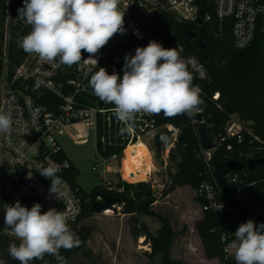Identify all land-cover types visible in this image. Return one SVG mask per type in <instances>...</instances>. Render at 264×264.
<instances>
[{
	"label": "built area",
	"instance_id": "2783aa9c",
	"mask_svg": "<svg viewBox=\"0 0 264 264\" xmlns=\"http://www.w3.org/2000/svg\"><path fill=\"white\" fill-rule=\"evenodd\" d=\"M213 1L220 18H233L232 34L237 48L249 47L258 33L262 34L264 45V0ZM14 4H18L20 9L23 7V0H7L6 20L10 26ZM119 6L121 10H125V31L123 34H116L93 57L98 61L97 65L91 60H82L79 65L68 67L42 62L36 54L27 53L19 64L11 67L8 57L10 30L4 36L3 50L0 52V113H10L13 125L10 133L0 132V231L9 239L16 240L4 225V209L7 205H14L16 201L29 209L39 203L42 212L55 208L68 217V222L76 220L81 214L82 199L70 183L63 182L58 195L50 193L51 185L37 171L49 165L65 169L74 165L68 156L61 158L66 153L58 138L70 128L73 130L72 138L80 143L89 142L91 131L94 132L96 161L92 170L99 175L101 185L108 191L123 192L125 182H130L123 176L125 149L129 145L140 140L147 144L149 140L150 146L155 149L153 136L164 126L171 130V134L163 140L162 151L169 152L175 145L179 128L170 123H158L155 114H138L134 121V131L131 134H119L124 125L113 115L114 105L99 100L93 94L89 80L100 67L105 68L109 74L119 70L123 72V68L116 67V62L124 61L126 55H135L137 47H146L152 40L166 48L156 35L157 17L160 13L168 12L178 20L199 24L197 18L201 9L197 0H120ZM208 19L206 14L205 21ZM14 20L22 28L31 31V26L18 18V11ZM117 49H121L120 54H113ZM127 50L130 54L125 53ZM177 50L183 58L190 60L189 70L201 89L200 81L209 76L205 64L197 56L186 54L181 47H177ZM82 57L88 59L89 54L86 52ZM219 95L216 92L214 98ZM199 113L203 114V109ZM192 121L198 124V121ZM100 123L103 127L101 135ZM250 124L239 119L228 123L223 139L233 138L238 143L237 148L231 143L227 145V149L237 156L228 161L247 163L250 159L264 157V140L253 133ZM117 135L121 139L119 144H125L126 147L119 153L104 156L98 148L99 140L105 144L108 140L112 142V138ZM215 148L214 145L212 149H203L212 179L200 184L197 196L203 199V212L211 211L222 215L227 228L221 236L225 257L234 259V232L241 223H245L240 211L255 201L259 191L255 189L250 194L244 191L248 176L245 168L229 169L226 179L234 198V202H229L217 180L215 164L210 163ZM221 204L223 207L219 209ZM235 220L238 221L236 229L233 228ZM256 225L259 226L260 222ZM216 259L224 264L220 258Z\"/></svg>",
	"mask_w": 264,
	"mask_h": 264
},
{
	"label": "trees",
	"instance_id": "16d2710c",
	"mask_svg": "<svg viewBox=\"0 0 264 264\" xmlns=\"http://www.w3.org/2000/svg\"><path fill=\"white\" fill-rule=\"evenodd\" d=\"M6 3L7 0H0V52L3 50L4 24L7 19ZM197 3L199 8L205 10L209 16V19L203 24L178 20L170 13L162 12L157 17L156 35L166 48L181 47L186 54L197 56L205 64L209 76L206 80L200 81L201 98L204 101L200 107L203 109L208 134L216 146L210 163L215 164V161H221L226 164L230 158H237L227 149L229 143L237 148V141L233 138L223 139L226 135L227 124L233 115L236 114L239 120L244 123L250 122L253 133L264 140L263 36L258 33L249 47L237 48L232 34L233 18H220L213 0H197ZM18 9L19 5L14 4L8 44L11 67L19 64L27 54L18 46L20 39L29 33L27 28H22L21 24L14 20ZM190 29L197 31V38L201 39L206 47H200L195 40L189 38L187 31ZM120 50H115L113 54H120ZM125 53L130 54L128 50ZM85 54L86 52L82 53V55ZM119 75L122 77L123 73H119ZM216 92L220 94L218 98H214ZM156 117L160 124L170 123L179 128V135L171 150V160L176 163V172L170 174L172 184L170 188L164 190L163 194L166 196L178 186L183 185H190L198 189L204 180L212 179L198 135V124L184 115L169 118L161 113ZM99 133L100 135L103 133L101 123ZM246 137L250 138L248 134ZM111 141L108 140L103 144L99 140L98 143L99 151L106 157L119 153L126 147L125 144H119L121 141L119 135L113 137ZM61 158H67V155L63 153ZM245 170L248 176L244 191L250 194L256 189L259 194L254 202L241 209L240 216L244 222L252 220L255 224L257 222L261 224L264 223V180H262L264 179V164H257L253 169L245 167ZM138 173L131 176L123 173L124 178L132 181L125 182L123 192L108 191L102 185L87 191L78 183L80 171L75 165L68 169L60 168L58 175L62 177L63 182L70 183L82 199L81 214L76 220L68 222L71 230L78 236L80 245L71 250H60V255L65 258L66 264H70L69 260L86 247L92 229L88 225L79 226V224L95 212L92 204L104 194L120 197L119 205H122V211L131 214L130 221L134 237H145L146 241L151 243L153 254H163L164 264H185L170 258V247L175 233L164 216L152 211L149 205L143 204L144 198L150 197L153 192L151 186L146 185L147 180L141 179L135 182ZM40 176L51 185L48 178L41 174ZM252 182L254 183L251 185ZM197 199L201 204L203 203L202 198L197 196ZM138 213L160 216L163 224L157 236L151 233L146 224L138 220L136 217ZM235 221L233 228L236 229L238 221ZM224 224L225 221L221 214L204 211L202 219L198 222L199 236L207 258L218 257L224 264H235L234 259L225 257L224 243L221 240L223 232L227 231ZM215 228L217 230L213 231ZM14 242L18 243V241L4 236L0 231V251H4L0 252V261L5 257L6 264H20L8 254V247ZM30 264H57V261L55 257L45 255L42 260H34Z\"/></svg>",
	"mask_w": 264,
	"mask_h": 264
},
{
	"label": "clouds",
	"instance_id": "9594fccd",
	"mask_svg": "<svg viewBox=\"0 0 264 264\" xmlns=\"http://www.w3.org/2000/svg\"><path fill=\"white\" fill-rule=\"evenodd\" d=\"M119 5L120 0H23L18 18L31 31L18 46L45 63L71 67L91 60L97 65L93 57L125 31V10ZM83 52L89 54L88 59L82 57ZM189 65L190 60L177 47L164 48L152 40L146 47H137L135 55L124 57L122 77L100 67L91 75L89 86L99 100L114 105L113 115L124 125L119 134H131L138 114L191 117L202 110L201 89L194 84ZM12 125L11 114L0 113V132L10 133ZM37 171L51 181L50 193L58 195L63 183L60 168L49 165ZM4 225L18 241L9 245L8 254L20 264L42 260L45 255L55 257L57 264H66L60 250L80 245L68 217L55 208L42 212L39 203L30 209L20 201L7 205ZM234 236L235 264H264V223H241Z\"/></svg>",
	"mask_w": 264,
	"mask_h": 264
},
{
	"label": "rangeland",
	"instance_id": "374dc122",
	"mask_svg": "<svg viewBox=\"0 0 264 264\" xmlns=\"http://www.w3.org/2000/svg\"><path fill=\"white\" fill-rule=\"evenodd\" d=\"M9 30L10 25L6 20L4 36ZM116 67L122 69L124 61H117ZM116 73L123 72L119 70ZM238 119L236 114L231 118ZM72 131L70 128L58 138L68 157L80 171L78 183L90 191L102 182L99 175L92 170L96 161L94 132L91 131L89 142L80 143L72 138ZM148 142L155 165L153 170L148 171L144 166H140L136 171L123 170V173L131 176L139 172L135 182L143 179L147 180L146 185L151 186V210L164 216L175 233L171 242L170 258L185 264H197L201 261L206 264H220V260L216 258L204 261V248L198 232V222L203 217V211L197 199V189L192 186L185 187L178 193L172 192L169 197L165 196L163 192L172 184L170 174L176 172V163L171 160V151L157 152ZM108 210L94 212L80 222L79 226H90L92 234L86 247L69 260L70 264H164L163 254H153L151 243L147 242L145 237H134L131 215L122 211V205L110 208V212ZM136 217L148 226L154 236L158 235L163 224L160 216L138 213ZM2 262L6 264L5 257Z\"/></svg>",
	"mask_w": 264,
	"mask_h": 264
},
{
	"label": "water",
	"instance_id": "95a60500",
	"mask_svg": "<svg viewBox=\"0 0 264 264\" xmlns=\"http://www.w3.org/2000/svg\"><path fill=\"white\" fill-rule=\"evenodd\" d=\"M206 12L205 10L201 9L197 18V22L199 24H203L205 22ZM187 34L190 39L195 40L196 44L200 47H206V44L199 38H197V31L194 29H190L187 31ZM194 84H197L196 78L194 76ZM186 118H192L195 121H198V135L200 138V142L202 144V148L204 150H209L214 147V144L212 142V139L210 138L208 134L207 129V123L204 120V116L202 113H195L191 117L184 115ZM171 134V130L164 126L161 128L154 136H153V146L155 147L157 152L162 151V143L165 138H167ZM263 158H257V159H250L247 163H244L242 161L237 160H230L226 164H224L221 161H215V172L216 177L219 182V185L225 194L227 200L229 202H234L233 195L229 189L227 179H226V173L229 169L232 170H239L243 169L245 167H248L249 169H253L257 164L263 163ZM152 198H144L143 204L145 206L152 203ZM120 204V197L119 196H110L107 194H104L101 196V198L95 200L92 204V208L95 212H101L105 209H110L112 207H116Z\"/></svg>",
	"mask_w": 264,
	"mask_h": 264
},
{
	"label": "bare ground",
	"instance_id": "6f19581e",
	"mask_svg": "<svg viewBox=\"0 0 264 264\" xmlns=\"http://www.w3.org/2000/svg\"><path fill=\"white\" fill-rule=\"evenodd\" d=\"M140 166H144L148 171H152L155 166L152 162V153L144 140L126 148L123 161V170L126 171H136ZM110 211L109 209L108 212Z\"/></svg>",
	"mask_w": 264,
	"mask_h": 264
},
{
	"label": "crops",
	"instance_id": "0c3cea01",
	"mask_svg": "<svg viewBox=\"0 0 264 264\" xmlns=\"http://www.w3.org/2000/svg\"><path fill=\"white\" fill-rule=\"evenodd\" d=\"M60 141V140H59ZM60 143H61V141H60ZM62 144V143H61ZM63 146V145H62ZM64 149V148H63ZM65 151V150H64ZM66 153V152H65ZM66 155H67V153H66ZM68 156V155H67ZM70 159V158H69ZM72 161V160H71ZM185 187H189V188H191L190 187V185H183V186H178L175 190H173L172 192L173 193H178L182 188H185ZM169 193L167 196L169 197L171 194H173V193ZM131 215V214H130ZM207 260H212V259H209V258H207L206 256H205V260L204 261H207ZM197 264H206L205 262H199V263H197Z\"/></svg>",
	"mask_w": 264,
	"mask_h": 264
}]
</instances>
